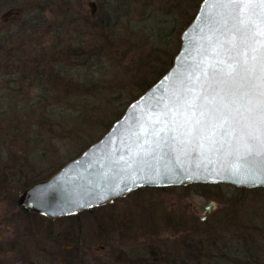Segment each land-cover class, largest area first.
<instances>
[{
  "label": "rangeland",
  "instance_id": "1",
  "mask_svg": "<svg viewBox=\"0 0 264 264\" xmlns=\"http://www.w3.org/2000/svg\"><path fill=\"white\" fill-rule=\"evenodd\" d=\"M120 1L124 5L119 8L124 13L126 11L127 17L117 29L111 31L92 27H108L105 4L116 5ZM192 1L49 0L46 10L33 12H30V3L34 2L29 0H16L15 3L13 0L5 1L7 4L0 7V161L26 157L33 161V167L41 173L40 177L47 178L79 155L81 143H88L94 137L99 139L102 128L111 121L110 113L116 109V104L112 105L106 94H93L89 110L77 111L76 115L70 112V117L76 119L68 125V129H63L60 124L50 127L49 119L46 124L40 123L42 111L35 107L40 93L48 91L50 97L63 94V86H58L54 91L48 82V68L52 60L61 57L60 63L67 66L64 59L67 54L82 49L93 53L100 48L102 52H97L99 56L91 60L95 67L91 70L73 67L68 70L69 73L78 79L94 78L95 83L104 80V83H108L104 88L107 86L112 96L120 92L123 97L128 93L135 95L136 90L128 85V79L142 72L148 78L146 69L155 65L152 60L148 62L147 58L153 54V50L141 46L143 38L152 42L154 30L160 22L166 28V33L173 27L178 28L182 15L174 12L184 13ZM130 31L136 34L132 39L136 45L134 52L130 51L132 44L121 40ZM173 37L178 40L176 33ZM123 54L127 56L123 58ZM60 106L64 108L63 103ZM33 137L38 140L35 144L31 140ZM34 147L36 152L33 154H23ZM7 165L12 168V163ZM201 190L192 185L136 190L111 203L92 208L91 212L77 213L78 226L74 230L67 229V236L63 231L69 221L52 225L38 220V223L29 222L17 212L11 217L14 209L6 203L0 204V264H30L38 258L43 264H56L63 255L68 257L71 264L106 263L110 251L114 253L117 248L115 250L113 246H108L103 250L102 242L92 237L91 233L96 223L112 218L128 222L133 229L127 235L129 244L123 242L119 249L126 250L130 246L128 249L140 251L146 248L149 252H164L167 259L174 258L179 253V240L191 236L194 229L197 233L198 226H192V220L201 221L202 224L207 219L209 224L214 225L223 211L228 210L227 203L230 201L221 203L209 200L199 194L204 193ZM226 191L225 197H232L233 192ZM242 202L260 205L264 209V205H261L264 204V192L249 193ZM205 208L210 210L206 211ZM260 208H252L250 216L260 214ZM261 215L264 217V210ZM58 232H62L61 236H56ZM228 239L231 240L230 237ZM214 246L217 248L218 243L206 248V254L213 258L218 254ZM51 257L55 259L48 262ZM226 260L227 263L231 262V258Z\"/></svg>",
  "mask_w": 264,
  "mask_h": 264
},
{
  "label": "water",
  "instance_id": "2",
  "mask_svg": "<svg viewBox=\"0 0 264 264\" xmlns=\"http://www.w3.org/2000/svg\"><path fill=\"white\" fill-rule=\"evenodd\" d=\"M227 12L222 0H201L179 35V48L168 70L130 102L97 141L50 177L25 189L17 205L54 222L144 188L224 184L264 189V155H257V150L248 155L243 142L233 139L218 144L216 150L179 139L158 143L159 138L143 134L145 127L162 126L153 124L159 110L173 105L189 75L197 74V65L209 50V37Z\"/></svg>",
  "mask_w": 264,
  "mask_h": 264
},
{
  "label": "trees",
  "instance_id": "3",
  "mask_svg": "<svg viewBox=\"0 0 264 264\" xmlns=\"http://www.w3.org/2000/svg\"><path fill=\"white\" fill-rule=\"evenodd\" d=\"M5 1L7 2L9 0H0L1 8L5 4H7ZM29 1L34 2L30 3V12L43 11L48 8L47 2L49 0ZM200 1L201 0H193L192 4L187 10L184 11V13H181L180 11L174 12V14L176 15H182V17L180 18L182 20V23H180L178 28L173 27L169 33L165 32L166 28L164 27V25H162V22H160L159 26L156 29L150 27L152 30L155 29L153 41L149 42V40L145 37L140 44L143 47H149L153 50V54L148 56L147 59L148 62L151 60L154 61L155 65H152L146 69L147 72L145 74L148 78H146L142 72V74H133L131 75V78L128 79V85H130L132 88L134 87L136 90L135 95H131V93H128L126 97H123V93L120 92L112 96L111 92L107 89V86L106 88H104L106 84L104 83V80L100 79V81L95 83L94 78L82 77L78 79L75 75L73 76L69 73L68 70L73 67L75 69L86 68L87 70H91L92 67H95V63L93 61L91 62V60L99 56V53L97 52H102V49L100 48H98L97 51H94L93 53H89L82 49L80 51L67 54L66 58H64L67 61V66L60 63L61 57L53 59L50 68H48V82L51 84V87L52 89H54V91L58 86H63V94L61 96L54 95L50 97L48 91H46L45 94L40 93V95L38 96V100L35 103V107L41 109L42 111V117L39 118L40 123L46 124L47 119H49L48 122L50 127L60 124L63 129H68V125L72 124L73 120L76 119L75 117H73V119L70 117V112L76 115L77 111L83 112V109L84 111H87L89 110L88 105L90 103V97L93 96V94L94 96L96 93L106 94L108 95L107 98L109 102L113 103L112 105L116 104V109H114L115 112L110 113V116H112V118H110L111 121L109 120V124H105L104 128H102L103 130L100 134V136H102L108 130L110 125L122 115L126 106L134 99H136L140 94H142L146 89H148L164 74V72L168 70L171 65L172 58L179 48V35L194 17ZM15 2L16 0H13V3ZM105 5L106 17L109 26L105 27L97 25L92 27H98L99 29L108 28L112 31L117 29V26L121 23V21L127 17V13L126 11L124 13V11L119 8L121 5H124L122 1H120V4H118L117 2L116 5H114L113 3ZM175 33L178 36V40L173 37ZM124 35L125 36H123L121 40L132 44L130 51L134 52L136 50V45L134 44L132 39L136 37V34L130 31L126 32V34ZM161 54L162 57H160ZM126 56V54H123L122 57L125 58ZM153 56L154 58L152 59ZM103 99H105V97ZM61 103L64 104V108L60 106ZM7 112H9V109ZM39 134L40 133H38L37 135ZM37 135H35V137ZM69 136L70 134L67 136V139L69 138ZM35 137L31 138V140H33V144L37 143L38 141L34 139ZM73 137H75V135H73ZM41 140L44 141L42 137ZM96 140H98V137L90 138V140L87 141L88 143H81L79 147L81 149H79L78 154H80L85 148H87ZM35 149L36 147H34L31 151H25L23 154H33L34 152H36ZM32 162V160L26 157L13 160L6 158V160L0 161V204L6 203L8 207L14 209L13 213H10L11 217H14V212H17V215L21 214V216H24L26 219H28L29 222L36 221L35 223H38V220L42 221V223L45 222L48 225H52L55 222L61 223L69 221V224L67 226H64V229L66 231H63V233H65L67 236V234L69 233L67 232V229L74 230L73 228L78 226V222L76 223V219L78 218L77 215H80L82 212H91L92 209L82 211L76 215L58 219L54 222H50L42 216L21 209L16 204V200L20 193L30 187L32 184L44 179L40 177L41 173L33 167ZM8 163H12V165H10L12 166V168L7 165ZM192 186L201 188L202 190L200 192L204 193L199 194L203 195L209 200H218L221 203L230 201L229 203H227L229 204L228 210L223 211V213L221 214V218H219L217 222H213L214 225L209 224L206 221L207 219L204 220L202 224H200L201 221L196 222V220H192V226H198L197 233L194 229V233H192L191 236L183 237L179 240V246L177 249L179 252V256L176 254L174 258L167 259L164 252L160 254V251H157V253L152 251L149 252L146 248L140 251L135 249H128V254L130 256L128 255V257H125L123 264H264V217L261 215L264 209L260 208V205H246L244 204V202H242L243 200H245V196H247V194L259 191L264 192V189H237L229 185L221 184H196ZM226 189L233 192L232 197H225V195L228 193ZM261 205L264 204L261 203ZM254 207L260 208V214L255 213L252 217L250 216L249 211ZM112 219L96 223L94 228L97 229V227L100 226H108L111 223L121 225L125 224V222L121 219L115 222H112ZM94 228L93 232L91 233L92 237L96 233ZM57 234L58 235L56 236H61L62 232H58ZM228 237H230L231 240L228 239ZM239 238L242 239L241 242H239ZM212 243H218L217 248L214 246V248L217 249L218 253L214 258L206 254L208 253L207 247H212ZM228 244H230V246H228ZM64 256L65 255L61 257V261H64L67 264H71L68 261V257ZM154 258L157 259L156 262L154 261ZM228 258H231V262L229 263H227L226 260ZM53 259H55V257L50 259V261L48 262H52ZM30 264L43 263L38 258L36 261H33Z\"/></svg>",
  "mask_w": 264,
  "mask_h": 264
},
{
  "label": "snow or ice",
  "instance_id": "4",
  "mask_svg": "<svg viewBox=\"0 0 264 264\" xmlns=\"http://www.w3.org/2000/svg\"><path fill=\"white\" fill-rule=\"evenodd\" d=\"M222 4L227 15L209 37L197 74L189 75L173 105L159 110L153 124L162 126L145 127L143 134L210 149L236 139L248 155H264V0Z\"/></svg>",
  "mask_w": 264,
  "mask_h": 264
},
{
  "label": "flooded vegetation",
  "instance_id": "5",
  "mask_svg": "<svg viewBox=\"0 0 264 264\" xmlns=\"http://www.w3.org/2000/svg\"><path fill=\"white\" fill-rule=\"evenodd\" d=\"M44 179H46V178H44ZM44 179H42V180H44ZM42 180H40V181H42ZM16 204H17V200H16ZM21 209H23V208H21ZM115 221H119V220H116L113 218L112 222H115ZM0 231H1V228H0ZM132 231H133L132 226L126 221H125L124 225L111 223L108 226H104V227L100 226V227H97V229H95L96 233L93 235V237L102 242L101 245H102L103 250L108 246H113V248H115V250L117 248V251L116 252L114 251V253L113 252L111 253V251H110L106 263L102 262L101 264H123L124 263L125 257H128V255H129L128 254V247H130V246H128L126 248V250L124 248L123 249H119V248H121V246L124 245L123 242H125V244H129L128 240H127V235L129 236L132 233ZM154 261L156 262L157 259L154 258ZM60 262H64V261H60ZM64 263H66V262H64Z\"/></svg>",
  "mask_w": 264,
  "mask_h": 264
}]
</instances>
